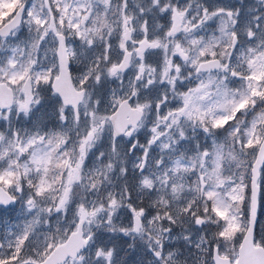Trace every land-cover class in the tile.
<instances>
[{
  "label": "snow or ice",
  "instance_id": "1",
  "mask_svg": "<svg viewBox=\"0 0 264 264\" xmlns=\"http://www.w3.org/2000/svg\"><path fill=\"white\" fill-rule=\"evenodd\" d=\"M0 264H264V0H0Z\"/></svg>",
  "mask_w": 264,
  "mask_h": 264
}]
</instances>
